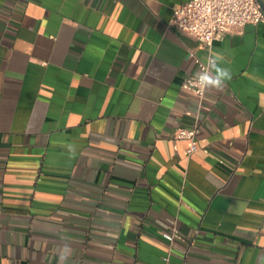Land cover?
<instances>
[{
    "label": "crops",
    "instance_id": "obj_1",
    "mask_svg": "<svg viewBox=\"0 0 264 264\" xmlns=\"http://www.w3.org/2000/svg\"><path fill=\"white\" fill-rule=\"evenodd\" d=\"M189 1L0 0V264H264V23L200 101Z\"/></svg>",
    "mask_w": 264,
    "mask_h": 264
},
{
    "label": "built area",
    "instance_id": "obj_2",
    "mask_svg": "<svg viewBox=\"0 0 264 264\" xmlns=\"http://www.w3.org/2000/svg\"><path fill=\"white\" fill-rule=\"evenodd\" d=\"M264 4V0H262ZM173 25L189 36L194 37L209 56L215 42L222 40L227 34L242 33L248 24L264 23V11L258 0H190L174 12ZM198 65V71L205 65L192 54ZM213 57V56H212ZM189 75L181 84V88L195 95L202 101L206 90L199 89ZM196 129L179 128L175 133L176 139H187L191 142L189 155L198 151ZM163 238L170 245L182 240L183 236L176 226L163 233ZM165 264H170V255L164 257Z\"/></svg>",
    "mask_w": 264,
    "mask_h": 264
},
{
    "label": "clouds",
    "instance_id": "obj_3",
    "mask_svg": "<svg viewBox=\"0 0 264 264\" xmlns=\"http://www.w3.org/2000/svg\"><path fill=\"white\" fill-rule=\"evenodd\" d=\"M195 85L203 90H222L227 81L232 79V73L229 68L223 67L218 58L209 56L206 58L205 65L201 70L195 72L192 77ZM69 152L75 154V146L69 145ZM71 249L64 245L58 250L59 262L58 264H66L69 259ZM264 260V258H262Z\"/></svg>",
    "mask_w": 264,
    "mask_h": 264
},
{
    "label": "water",
    "instance_id": "obj_4",
    "mask_svg": "<svg viewBox=\"0 0 264 264\" xmlns=\"http://www.w3.org/2000/svg\"><path fill=\"white\" fill-rule=\"evenodd\" d=\"M258 2L260 3L262 10L264 11V4H263L262 0H258Z\"/></svg>",
    "mask_w": 264,
    "mask_h": 264
}]
</instances>
